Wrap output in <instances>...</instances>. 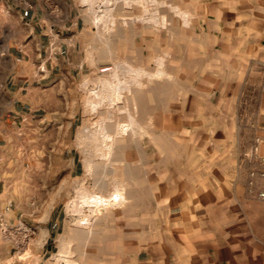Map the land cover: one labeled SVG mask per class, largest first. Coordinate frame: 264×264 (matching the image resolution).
I'll list each match as a JSON object with an SVG mask.
<instances>
[{"label": "rangeland", "instance_id": "1", "mask_svg": "<svg viewBox=\"0 0 264 264\" xmlns=\"http://www.w3.org/2000/svg\"><path fill=\"white\" fill-rule=\"evenodd\" d=\"M117 1L103 19L105 26L113 22L107 32L89 19L88 65L68 94L73 123L55 131L52 144L31 133L19 146L14 179L2 196L11 207L0 209V264H66V252L71 264H173L174 253L181 256L176 237L190 229L179 222L202 212L195 207L207 179L197 177L205 170L198 155L211 153L213 139L224 135L207 129L218 121L208 122L209 110L199 118L208 104L197 89L217 91L213 103L238 113L239 168L230 184L245 189L247 202H263L248 194L247 179L252 138L264 129V122L257 126L264 112V44L257 47L264 0ZM103 81L124 87L116 103L92 93L104 89ZM91 95L97 106L88 102ZM129 112L136 118L133 153L105 168L95 147L97 126L127 123ZM118 183L127 202L85 207L90 221L80 226L79 189L108 196ZM256 212L264 217V210Z\"/></svg>", "mask_w": 264, "mask_h": 264}, {"label": "crops", "instance_id": "2", "mask_svg": "<svg viewBox=\"0 0 264 264\" xmlns=\"http://www.w3.org/2000/svg\"><path fill=\"white\" fill-rule=\"evenodd\" d=\"M200 34L213 38L211 30ZM259 34L261 48L264 28ZM92 36L79 0H0V209L11 207L2 196L14 179L22 140L35 133L52 144L54 132L73 123L68 94L88 65L84 49ZM197 93L208 104L199 118L209 110L208 122L218 121L207 129L224 135L213 139L211 153L198 155L205 172L197 171V177L207 179L195 207L202 212L179 222L190 229L176 237L181 256L174 253L173 264H264V217L256 212L264 210V202H247L245 189L230 184L239 168L233 153L241 144L238 113L216 106L213 89ZM261 114L257 126L264 122Z\"/></svg>", "mask_w": 264, "mask_h": 264}, {"label": "bare ground", "instance_id": "3", "mask_svg": "<svg viewBox=\"0 0 264 264\" xmlns=\"http://www.w3.org/2000/svg\"><path fill=\"white\" fill-rule=\"evenodd\" d=\"M134 71H135V69H134ZM156 74H158L160 76V74H162V71L161 70H158ZM130 80H132V79H130ZM136 80H137V78H136ZM121 81H120V83H124V82H121ZM103 82H104L105 85H104V89H102V91H100V88H99L100 85L96 89H93L94 87L92 88L93 89L92 90V93L94 94V96H96V98H98V97H100V98H107L110 101V103L111 102H113V103L115 102L116 103L118 100H120L121 99V93H122V90H123L124 87H122V85L120 87V85L118 84L119 82L117 84H115V83L113 84L112 82H109V81H103ZM123 86H126V84H123ZM128 86H130V84ZM131 86H130V88H131ZM130 88H127V89L129 90ZM94 96H92V99L90 98V100L88 101L90 103V105H92L93 107L96 105L94 103V100H93L94 99L93 98ZM100 101H102V100H100ZM141 103H142V101H141ZM143 105H144V102H143ZM143 109H144V107H143ZM144 111H145V109H144ZM143 114L144 113L142 112V115ZM128 116H129V121L127 123H124V122L123 123H117L116 122L117 124H114V126L111 127V129H109V130H108V125H106V123H105V120L103 122H101V123L99 122V127L97 126V132H95L94 135H96L95 138H98L99 141L96 142V144H95L96 146L95 147L98 150L97 155L100 156V157L106 158V161L107 162L105 163V168L107 166H109V168L111 167L112 168L111 170H113L114 169L113 168V164H115V162H117V163L118 162H122V161L125 160V157L126 156L131 155L133 153V144L134 143H133L132 140H133V138L135 136V126H133V123L132 122H133L134 119L136 120V118L133 117L134 114H132L131 112L128 113ZM140 126L141 125H139L137 127H140ZM87 128H89V127H87ZM146 134H148V133H146ZM90 135L91 134H89V136ZM128 136H129V138H128ZM130 136H132V137H130ZM137 137H139V136L137 135ZM138 145H139V143H138ZM114 150H116L117 152L114 153L113 152ZM91 161H94V160L92 159ZM91 161L87 165L89 171H91V166L93 165V163H91ZM94 165L96 166L97 163H94ZM98 170H99V168H98ZM104 172H106L105 169H104ZM99 174H101V173H99ZM103 176H104V174H103ZM103 182H105V181H103ZM102 185H100V183H99V186H102ZM100 188H102V187H100ZM78 193H79L78 194V199L74 203V205H75L74 206V212H76V214L79 217V219L77 220V222H78V224L80 226H85V225L89 224V221H90V219L87 217V215L84 214L85 207H87V206L89 207L90 206V207L94 208V210H99L100 208H103V207H106V206H112V207H114V206L123 205V204H125L127 202V199H128L127 195L124 192V187L122 186V184H119V183L118 184H115L114 191L110 195H108V196H104L101 193L98 194L97 192H88L87 190L84 189V187H82L81 189H79V192ZM66 254L68 255V252H66ZM67 255H64L63 254L61 256L65 259L66 264H71V260L68 259V256L69 255L68 256Z\"/></svg>", "mask_w": 264, "mask_h": 264}, {"label": "built area", "instance_id": "4", "mask_svg": "<svg viewBox=\"0 0 264 264\" xmlns=\"http://www.w3.org/2000/svg\"><path fill=\"white\" fill-rule=\"evenodd\" d=\"M117 0H79V5L88 14L96 28L108 31L113 22L106 23V13L117 9ZM92 19V20H91ZM103 23V24H102ZM105 24V25H104ZM110 25V26H109ZM247 192L264 202V129L257 131L251 141V158L248 166Z\"/></svg>", "mask_w": 264, "mask_h": 264}]
</instances>
